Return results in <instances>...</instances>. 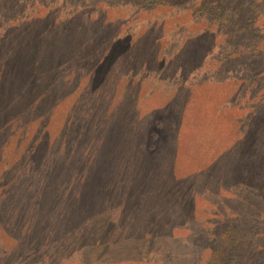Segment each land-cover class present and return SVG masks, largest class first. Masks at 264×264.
<instances>
[{
  "label": "rangeland",
  "instance_id": "374dc122",
  "mask_svg": "<svg viewBox=\"0 0 264 264\" xmlns=\"http://www.w3.org/2000/svg\"><path fill=\"white\" fill-rule=\"evenodd\" d=\"M0 264H264V0H0Z\"/></svg>",
  "mask_w": 264,
  "mask_h": 264
}]
</instances>
